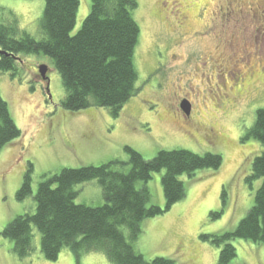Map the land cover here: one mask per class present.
Returning <instances> with one entry per match:
<instances>
[{
  "label": "rangeland",
  "instance_id": "1",
  "mask_svg": "<svg viewBox=\"0 0 264 264\" xmlns=\"http://www.w3.org/2000/svg\"><path fill=\"white\" fill-rule=\"evenodd\" d=\"M226 1L137 0L133 15L140 33L134 61L140 89L116 117L100 107L70 111L60 106L64 91L48 57L20 55L26 62L37 60L49 66L50 100L35 74L21 68L33 65L18 64L14 76L0 73L1 95L20 129V136L0 150V264H112L102 252L77 258L68 248L60 251L57 260H47L36 233L31 254L20 258L2 230L15 216L34 210V194L43 174L57 173L63 167L127 162L124 146L134 148L144 159L172 149L221 155L217 170H200L191 178L180 175L185 197L160 215L145 219L141 233L131 240L147 261L167 257L177 264H217L220 248L212 236L235 229L261 182L252 181L251 187L246 182L260 147L245 133L256 110L264 107V77L241 86L230 96L231 103L222 101V94L230 93L226 88L234 84L227 76L232 64L244 50L251 52L264 41L263 19L256 21L236 2L227 9ZM89 4V0H79L72 33L81 26ZM43 5L44 0H0V17L9 10L17 28L38 39ZM184 100L190 104L188 115L180 108ZM28 163L32 165V193L20 201L15 194ZM162 174L153 173L145 185L150 204L163 207ZM74 189L77 203L99 206L104 202L95 180ZM211 212L220 213L214 217ZM231 243L237 254L230 264H263L264 246L242 239Z\"/></svg>",
  "mask_w": 264,
  "mask_h": 264
},
{
  "label": "trees",
  "instance_id": "2",
  "mask_svg": "<svg viewBox=\"0 0 264 264\" xmlns=\"http://www.w3.org/2000/svg\"><path fill=\"white\" fill-rule=\"evenodd\" d=\"M89 1L87 15L72 33L79 0H44L39 19L42 37L38 39L18 29L13 14L3 11L0 47L14 55L50 58L64 91L60 106L70 111L100 107L116 117L140 89L134 61L140 28L133 13L138 3ZM16 70L12 58L0 56V73L14 76ZM19 136L20 129L0 92V150ZM245 136L255 139L260 147L252 158L246 182L250 187L252 181L261 182L252 205L235 229L212 236V242L220 248L217 264H230L236 257L233 239L264 246V107L256 110ZM124 151L127 162L112 160L98 166L63 167L57 173L43 174L34 194V210L15 216L2 230L3 236L13 241V252L20 258L31 254L36 233L40 252L47 260H57L60 251L68 248L77 258L102 252L112 264H177L167 257L147 261L131 240L141 233L145 219L160 215L185 197V183L180 175L191 178L200 170H217L222 157L213 152L172 149L159 150L154 157L144 159L130 146H124ZM31 166L28 163L15 194L17 200L23 201L32 193ZM160 171L163 207L150 204V191L145 185L153 173ZM92 180L101 188L103 204L77 203L74 187ZM225 194L222 190L221 198ZM219 213L211 212L214 217Z\"/></svg>",
  "mask_w": 264,
  "mask_h": 264
},
{
  "label": "flooded vegetation",
  "instance_id": "3",
  "mask_svg": "<svg viewBox=\"0 0 264 264\" xmlns=\"http://www.w3.org/2000/svg\"><path fill=\"white\" fill-rule=\"evenodd\" d=\"M232 2H236L235 4H237L239 7L245 6L247 13L252 14L256 21L259 22L260 19H263L264 21V0H227L225 2L226 4H229L226 5L227 9ZM256 41L257 39H255V45ZM251 54H254L255 56H252ZM238 60H236V63L232 64L233 70H228L227 72V76L232 78L234 84L226 88V92L229 91V94H222L221 98L224 104H229L233 101L231 97H234L237 94V91L241 90V86L245 87L249 82L264 77V41H261L260 45L257 44L256 46L252 47L251 52L247 49L244 50L243 55ZM32 62L34 64L33 66H30L29 68H21L25 69L26 71H32V73H34L35 77L38 79L41 88L43 79L38 68L36 67V65H39L41 62L38 61L39 63H37V60ZM15 65L18 69H20L18 63H15ZM49 72L47 75H49ZM234 72L236 73L234 74ZM153 87L154 85L152 88Z\"/></svg>",
  "mask_w": 264,
  "mask_h": 264
},
{
  "label": "water",
  "instance_id": "4",
  "mask_svg": "<svg viewBox=\"0 0 264 264\" xmlns=\"http://www.w3.org/2000/svg\"><path fill=\"white\" fill-rule=\"evenodd\" d=\"M0 56H5V57H9L12 58L15 63H18L19 65H34L31 62H26L20 55H14L13 53H9L5 50H2V48L0 47ZM36 67L39 70L40 75L42 76L43 79V84H44V91L45 94L48 99H51V93H50V78L49 75H47V73L49 72V66L46 63H40L39 65H36ZM180 108L184 111V113L186 115L189 114L190 112V104L187 100H184L181 104H180Z\"/></svg>",
  "mask_w": 264,
  "mask_h": 264
}]
</instances>
